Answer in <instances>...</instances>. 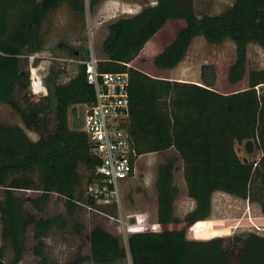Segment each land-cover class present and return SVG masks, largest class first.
<instances>
[{
    "label": "trees",
    "instance_id": "1",
    "mask_svg": "<svg viewBox=\"0 0 264 264\" xmlns=\"http://www.w3.org/2000/svg\"><path fill=\"white\" fill-rule=\"evenodd\" d=\"M101 1L0 0V105L20 122H0V189L11 193L13 250V260L0 264H19L30 228L40 240L53 230H63L68 221L80 230L76 219L88 208L104 216L117 214L115 204H98L86 193L101 161L86 134L72 129L69 121L71 107L95 104L94 88L85 74L90 53L87 40L79 39L78 47L53 57L43 79L45 96L32 94L27 60L30 54L51 50L43 27L61 6L83 22L86 8L94 13ZM168 21L184 25L154 56L156 70L175 69L197 37L208 45L230 40L235 56L227 82L234 86L247 75V88L229 94L213 91L212 64L201 66V85L152 78L128 66ZM250 45L264 54V0H233L219 14L200 16L194 13L192 0H151L137 13L119 15L107 24L93 55L99 74H128L126 130L131 147L141 157L173 155L157 165L153 183L159 231L129 234L125 249L102 217L93 221L89 255L63 264H264V236L257 232L237 231L209 240L191 239L187 233L196 223L211 218V199L217 192L258 205L260 213L252 217H264V69H247ZM38 63L36 59L33 66ZM29 132L37 135L35 141ZM241 144L248 154L258 150L260 157L240 159L235 146ZM176 173L181 174L186 194L195 203L181 220L174 217L179 194ZM27 191L35 196L25 199L19 194ZM53 195L62 199L64 216L38 220L37 214L45 213ZM26 203L34 213L25 210ZM33 254L36 264H51L42 242Z\"/></svg>",
    "mask_w": 264,
    "mask_h": 264
},
{
    "label": "rangeland",
    "instance_id": "2",
    "mask_svg": "<svg viewBox=\"0 0 264 264\" xmlns=\"http://www.w3.org/2000/svg\"><path fill=\"white\" fill-rule=\"evenodd\" d=\"M121 2L132 3L130 12L128 9L119 8L115 12L99 16V19L93 17L86 8L83 18L84 30L81 28L83 23L78 21L74 14L63 5L56 12L49 16L43 30L46 33V46L50 51L40 52L39 65L36 74L45 78L51 60L53 57L68 51L71 45L78 47L79 39L85 38L87 46L92 53L96 52L100 42L105 34L107 24L119 15H130L140 11L143 7L151 4V0H119ZM193 11L196 15L219 14L223 9L229 6L233 0H192ZM104 3L97 8V13L103 8ZM97 19V20H95ZM184 25L182 21H168L161 31L147 43L142 55L141 61L135 60L128 66L139 69L147 74L159 75L152 65V58L168 45L175 37L178 30ZM235 56L234 45L230 40H225L221 45H208L202 37L193 40L184 64L185 79L187 82H198L200 68L203 64L214 65L216 80L214 88L222 94H229L247 88V75L236 86L227 82V72ZM247 69L261 70L264 69V54L254 45L248 46L247 49ZM174 75V73H173ZM43 82V80H42ZM264 92V87L262 89ZM38 98V97H35ZM75 108L69 109V119L71 120ZM0 122L3 124L20 125L18 118L9 110L8 107L0 105ZM29 137L35 141L37 135L28 133ZM238 157L242 160H256L260 157V152L254 150L251 154L245 151L244 144L235 146ZM171 152L158 154H149L142 156L137 161L136 170L133 177L119 182V197L121 202V212L131 231H159L158 224H155L156 216V194L154 190V179L156 167L160 163L167 162L172 157ZM177 159V158H176ZM175 184L179 189V194L174 201V217L183 219L190 213L195 206L185 191L184 180L180 173L175 174ZM9 190L0 189V261L10 263L13 260V250L11 243V222L8 211ZM25 199H31L35 196L32 192H19ZM25 210H30L29 204L26 203ZM117 213V212H116ZM260 213L258 205L251 204L248 201L241 200L225 193H214L211 199V218L196 223L188 231V236L195 240H209L217 236H230L237 231L257 232L264 236V217H252ZM64 216L63 201L53 195L49 201L44 214L38 215L37 219H45L54 216ZM117 216V214H116ZM114 216V217H116ZM106 218L105 227L109 232L120 236V241L126 249V237L118 230V224L110 220L102 213L92 209H86L76 219V225L81 227L77 230L72 223H67L63 230H53L47 237L36 239L33 237L32 228L27 231V240L22 260L19 264H36L38 259L34 256L33 251L38 242L45 246V255L51 264H63L79 256L89 255L88 236L94 225L95 220ZM137 221L141 222L136 225ZM181 224V223H179ZM85 264H92L87 262Z\"/></svg>",
    "mask_w": 264,
    "mask_h": 264
},
{
    "label": "built area",
    "instance_id": "3",
    "mask_svg": "<svg viewBox=\"0 0 264 264\" xmlns=\"http://www.w3.org/2000/svg\"><path fill=\"white\" fill-rule=\"evenodd\" d=\"M42 55L34 53L27 56L30 72V89L34 96L46 95L42 77L36 74L33 63ZM85 74L88 84L95 92V104L83 109L81 131L88 137L95 154L100 158V165L96 168V178L86 186V193L98 204H115L117 216L106 215L118 224V230L123 237L136 231L129 232L127 222L121 212L119 197V182L133 177L137 155L131 147L126 130L129 115V100L127 88L129 77L127 73H101L96 69V59L92 51L89 60L85 62ZM136 225L141 223L136 219ZM141 232V231H137Z\"/></svg>",
    "mask_w": 264,
    "mask_h": 264
},
{
    "label": "crops",
    "instance_id": "4",
    "mask_svg": "<svg viewBox=\"0 0 264 264\" xmlns=\"http://www.w3.org/2000/svg\"><path fill=\"white\" fill-rule=\"evenodd\" d=\"M102 3H104V6H103V8L97 13V15H96V13H95V11L97 10H95L94 11V13H93V17H96V18H98L99 19V16L100 15H102V14H105V15H109V14H111V13H113V12H115L116 10H118L119 8H126V9H128V13H131L130 12V9H131V5H132V3H129V2H126V1H124V2H121V1H119V0H102L101 1V4ZM100 6V5H99ZM97 12V11H96ZM130 15H133V14H130ZM95 20H97V19H95ZM105 30H106V28H105ZM152 40V39H151ZM150 40V41H151ZM149 41V42H150ZM147 44V43H146ZM145 44V45H146ZM71 48L72 47H75L74 45H71L70 46ZM145 47V46H144ZM144 52V48L140 51V53L138 54V56L132 61V62H134L135 60H137V61H141L142 59H144L143 57V55H142V53ZM158 54V53H157ZM156 54V55H157ZM153 58H154V56H153ZM153 58L151 59V60H153ZM185 59H186V57H185ZM185 59L175 68V69H173V70H170V71H167V70H161V71H159V73H166L165 75H163V74H159V75H154V73L153 74H147V73H145V74H147L148 76H150V77H152V78H156V79H162V80H167V81H176V82H186V83H189V82H187L186 81V79H185V76H186V73H185V66H182L183 64H184V61H185ZM38 66H40L39 64L35 67L36 69H37V67ZM143 72V71H142ZM173 73H174V75H173ZM190 83H193V84H196V85H201L200 84V81H198V82H190ZM237 85V84H236ZM236 85H234V86H236ZM212 90L213 91H216L215 90V88H214V86H213V88H212ZM244 90V89H243ZM240 91H242V90H240ZM217 92V91H216ZM237 92V91H236ZM233 93V92H232ZM73 108H75V114H76V118H79V113L82 111V119H83V109H84V106H81V105H76V106H73ZM69 121H70V126L72 125V123L74 122V119H73V117L71 118V120L69 119ZM81 129V128H80ZM79 129V130H80Z\"/></svg>",
    "mask_w": 264,
    "mask_h": 264
},
{
    "label": "water",
    "instance_id": "5",
    "mask_svg": "<svg viewBox=\"0 0 264 264\" xmlns=\"http://www.w3.org/2000/svg\"><path fill=\"white\" fill-rule=\"evenodd\" d=\"M72 117L74 119V122L72 123L71 128L74 130H79L82 127V111L79 113V118H76L75 111H73ZM193 223H196V222H192L190 224H193Z\"/></svg>",
    "mask_w": 264,
    "mask_h": 264
}]
</instances>
